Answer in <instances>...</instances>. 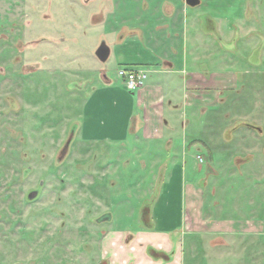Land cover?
Segmentation results:
<instances>
[{"label": "rangeland", "instance_id": "1", "mask_svg": "<svg viewBox=\"0 0 264 264\" xmlns=\"http://www.w3.org/2000/svg\"><path fill=\"white\" fill-rule=\"evenodd\" d=\"M58 1L60 5L53 0H0V264H97L107 259L106 246L125 251L124 247L136 249L141 243L142 248L146 240L136 233L145 229L143 225H153L152 214L149 218L138 209L150 205L152 198L147 200L144 193L156 171L131 158L121 164L118 159L125 158L128 150L121 153L113 147L109 148L112 156L98 154L96 147L85 145V139L77 136L61 155L77 125L88 129L91 122L99 128L94 119L82 117L84 103L99 70L107 69L114 76L119 62L111 55L106 64L100 63L93 47L100 38L115 44L123 11L113 5L103 13L106 22L93 25L87 15L98 18L100 3L86 12L74 5L62 10L63 1ZM119 2L128 8L136 0ZM211 13L202 12L206 17ZM224 13L242 14L237 8ZM234 47L228 54L231 60L262 52V11L255 12L249 29L236 32ZM248 68L260 72L248 76L259 90L262 70ZM254 102L250 99L249 110L241 115L249 112L247 123L256 121L253 125L263 129L262 112ZM225 125L219 121V128ZM105 158L113 161L111 168ZM262 167L260 188L254 185L257 172L253 168L246 169V180L232 187L227 186L222 169L223 178L215 182V199L206 194L210 206L206 202L204 213L217 219L264 223ZM36 190L37 197L29 200ZM176 190L170 210L175 218L183 209ZM210 199L217 208H211ZM104 214L111 218L100 222ZM168 235L177 243L172 257L181 264H264V228L260 236H238L229 242L207 232Z\"/></svg>", "mask_w": 264, "mask_h": 264}, {"label": "crops", "instance_id": "2", "mask_svg": "<svg viewBox=\"0 0 264 264\" xmlns=\"http://www.w3.org/2000/svg\"><path fill=\"white\" fill-rule=\"evenodd\" d=\"M53 1L60 5L58 0ZM61 1L65 2L61 9L66 11L76 6L90 12L95 3H100L98 18L87 15L93 25L106 22L103 13L111 11L113 5L123 11L120 29L111 32L117 36L115 44L100 38L93 47L94 55L102 43L109 49L105 62L95 55L100 63L106 64L111 55L119 62L114 76L107 69L99 70L84 103L82 117L94 119L99 128L91 122L88 129L85 124L81 128L77 125L69 145L77 136L105 156H112L109 150L113 147L121 153L128 150L125 158L118 159L121 164L131 158V162L157 172L150 189L141 193L147 200L152 198L150 205L138 209L149 218L152 214L153 225H143L145 229L136 233L146 240L143 247L140 243L136 249L124 247L123 251L106 246L108 257L97 264H181L172 257L177 243L168 235L176 231L207 232L224 236V242L238 236H260L264 228L261 220L217 219L208 217L204 210L206 202L210 206L206 194L215 199V182L223 178L222 169L229 187L246 180V169L250 168L257 172L254 185L260 188L262 184L264 128L254 126L256 121L247 123L249 112H241L249 110L252 99L262 112L263 121L259 122L264 127V0H209L206 4L199 0L194 7L185 0H136L128 8L121 7L126 4L119 0ZM236 8L241 15L224 13ZM128 11L135 14L128 16ZM204 11L212 13L206 17ZM256 11H262V52L256 57L238 55L237 60H231L228 54L235 48L236 32L250 28ZM95 19L99 21L93 22ZM250 65L262 70L259 90L248 81L250 74L260 73L251 72ZM124 67L146 74L139 89L128 90L118 75ZM219 121L226 125L219 128ZM104 162L111 168L113 161L105 158ZM173 188L183 202L178 218L170 211L175 201ZM211 205L212 209L218 207L214 200Z\"/></svg>", "mask_w": 264, "mask_h": 264}, {"label": "water", "instance_id": "3", "mask_svg": "<svg viewBox=\"0 0 264 264\" xmlns=\"http://www.w3.org/2000/svg\"><path fill=\"white\" fill-rule=\"evenodd\" d=\"M186 4L190 7H194V6H197L199 4V0H185ZM95 55L97 57V59L100 61V62H105L107 59H108V56H109V49L108 47L102 43L99 48L96 50L95 52ZM74 132V131H73ZM72 132V133H73ZM70 143V140L69 142L67 143V145L64 146L62 152H61V155L63 156L66 152H67V148H68V145ZM42 184V183H41ZM40 184V186H41ZM38 195V190L36 191H33L31 192L29 195H28V199L29 200H32L34 198H36ZM100 222H104V221H109L110 220V216L109 215H103L102 217H100L98 219Z\"/></svg>", "mask_w": 264, "mask_h": 264}, {"label": "built area", "instance_id": "4", "mask_svg": "<svg viewBox=\"0 0 264 264\" xmlns=\"http://www.w3.org/2000/svg\"><path fill=\"white\" fill-rule=\"evenodd\" d=\"M118 75L120 78L124 79L126 87L131 91L139 89L144 84L147 77L143 71L125 69H120ZM198 160L200 162L202 161L200 157H198Z\"/></svg>", "mask_w": 264, "mask_h": 264}]
</instances>
